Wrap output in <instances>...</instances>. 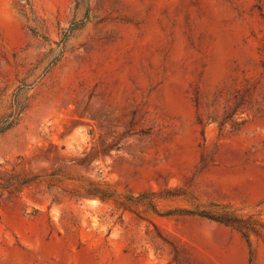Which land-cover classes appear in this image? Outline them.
I'll list each match as a JSON object with an SVG mask.
<instances>
[{
    "label": "rangeland",
    "instance_id": "1",
    "mask_svg": "<svg viewBox=\"0 0 264 264\" xmlns=\"http://www.w3.org/2000/svg\"><path fill=\"white\" fill-rule=\"evenodd\" d=\"M13 117L0 264H264V0H0Z\"/></svg>",
    "mask_w": 264,
    "mask_h": 264
},
{
    "label": "trees",
    "instance_id": "2",
    "mask_svg": "<svg viewBox=\"0 0 264 264\" xmlns=\"http://www.w3.org/2000/svg\"><path fill=\"white\" fill-rule=\"evenodd\" d=\"M16 120H17L16 117L7 119L5 123L0 127V133L11 128L16 123ZM25 182L27 181H22V183ZM197 215L205 217L210 220L220 222L227 226H231L236 230H238L245 238H248L249 232L257 233L254 221H251L250 219L245 217L234 215L232 212L217 211L215 213H212V212L202 211V212H198ZM249 261L251 263V257L249 258Z\"/></svg>",
    "mask_w": 264,
    "mask_h": 264
}]
</instances>
